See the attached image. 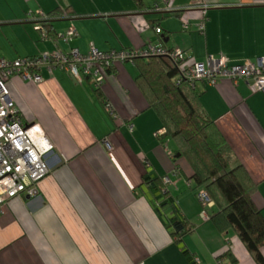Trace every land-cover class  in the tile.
I'll use <instances>...</instances> for the list:
<instances>
[{
    "label": "crops",
    "instance_id": "obj_1",
    "mask_svg": "<svg viewBox=\"0 0 264 264\" xmlns=\"http://www.w3.org/2000/svg\"><path fill=\"white\" fill-rule=\"evenodd\" d=\"M35 10H68L71 19L58 16L50 27L62 35L72 25L77 37L66 45L41 41L26 16ZM147 43L185 51L196 62L209 55L235 64L264 58V0H0V57L9 61ZM136 75L134 64H117L104 76L101 99L87 80L79 84L59 70H42L40 84L10 79L22 121L38 123L53 152L38 195L3 208L0 264H190L182 251L199 264H257L234 228L219 229L203 217L191 168L181 159L173 163L160 146L161 121ZM197 91L200 107L256 185L252 200L264 217V93L226 79L198 83ZM165 177L167 195L153 182ZM217 210L211 203L206 214ZM173 219L192 227L178 243ZM260 252L264 258V247Z\"/></svg>",
    "mask_w": 264,
    "mask_h": 264
},
{
    "label": "built area",
    "instance_id": "obj_2",
    "mask_svg": "<svg viewBox=\"0 0 264 264\" xmlns=\"http://www.w3.org/2000/svg\"><path fill=\"white\" fill-rule=\"evenodd\" d=\"M26 16L33 23L35 31L40 32L41 41L54 40L55 45L59 42L66 45L77 37L76 29L71 25L64 34L49 38L39 23L49 19L46 13L41 10L27 11ZM59 17L72 18L65 10H61ZM183 29L188 27L184 25ZM153 30L160 34L158 27ZM198 30L203 31L202 24L198 26ZM151 57H165L171 60L177 66V83L185 82L190 88H194L198 83L215 86L221 79H226L233 85L239 81L245 82L252 93H264V58L235 64L230 63L224 55H209L204 62H196L185 51L151 43H147L142 49L105 52L91 46L85 54L70 48L12 61L0 57V215L10 200L30 199L38 195V184L50 172L46 158L53 152V145L42 127L38 123L22 121L21 114L6 89V82L13 77H20L23 81L40 84L43 81L42 70L49 73L59 70L68 73L79 84L89 80L94 88L101 89L106 72L114 69L117 64H133L137 58ZM104 108L107 113L112 114L108 102H105ZM128 129L132 131V125L129 124ZM163 149L166 156L172 160L173 153L168 147ZM172 174L178 175L176 170ZM170 184L168 177L162 178L163 193L167 192ZM186 184L190 186L191 182L187 181ZM196 197L203 209L211 206L212 202L203 188H200ZM203 217H207L206 210H203ZM193 263L199 264V261L193 259Z\"/></svg>",
    "mask_w": 264,
    "mask_h": 264
},
{
    "label": "trees",
    "instance_id": "obj_3",
    "mask_svg": "<svg viewBox=\"0 0 264 264\" xmlns=\"http://www.w3.org/2000/svg\"><path fill=\"white\" fill-rule=\"evenodd\" d=\"M60 13V10L49 13L48 20L39 22L49 38L57 37L52 32L50 22ZM133 64L137 70L135 83L149 108L157 112L161 121V127L155 133L160 146L165 148L172 141L176 143L171 161L175 163L185 158L191 168L188 178L195 188L204 189L210 202L218 209L207 218L219 229L228 226L234 228L255 262L264 264L260 252L264 247V217L252 200L256 185L237 162L214 122L200 107L197 84L190 88L185 82L177 83V66L165 57L137 58ZM87 82L90 83L89 80ZM94 89L101 99L100 89ZM149 180L148 176L144 177L145 183ZM153 182L160 183L159 191L163 193L162 178H156ZM208 209H205L206 213ZM171 224L174 227L171 236L177 243L182 235L192 231L184 219H173ZM182 253L190 264H194L187 251Z\"/></svg>",
    "mask_w": 264,
    "mask_h": 264
},
{
    "label": "rangeland",
    "instance_id": "obj_4",
    "mask_svg": "<svg viewBox=\"0 0 264 264\" xmlns=\"http://www.w3.org/2000/svg\"><path fill=\"white\" fill-rule=\"evenodd\" d=\"M17 78H19V79H21L20 77H17ZM22 80V79H21ZM5 86H6V89L8 90V92H9V94H10V96H12V91H11V81L9 80L8 82H6V84H5ZM168 149L173 153L174 152V150L176 149V143L175 142H170V143H168ZM170 159V158H169ZM181 160H184V161H186L185 160V158H181ZM187 162V161H186ZM188 164V163H187ZM189 165V164H188ZM200 190V188H195V194L197 195V193H198V191ZM197 198V197H196ZM198 200V199H197ZM199 202V201H198ZM199 204L201 205V203L199 202ZM201 208H202V211L204 210L205 211V209H203V207H202V205H201Z\"/></svg>",
    "mask_w": 264,
    "mask_h": 264
},
{
    "label": "water",
    "instance_id": "obj_5",
    "mask_svg": "<svg viewBox=\"0 0 264 264\" xmlns=\"http://www.w3.org/2000/svg\"><path fill=\"white\" fill-rule=\"evenodd\" d=\"M177 158L179 157V155L176 156Z\"/></svg>",
    "mask_w": 264,
    "mask_h": 264
}]
</instances>
